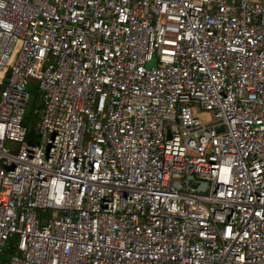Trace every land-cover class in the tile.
<instances>
[{"label": "built area", "instance_id": "1", "mask_svg": "<svg viewBox=\"0 0 264 264\" xmlns=\"http://www.w3.org/2000/svg\"><path fill=\"white\" fill-rule=\"evenodd\" d=\"M0 264H264V0H0Z\"/></svg>", "mask_w": 264, "mask_h": 264}, {"label": "rangeland", "instance_id": "2", "mask_svg": "<svg viewBox=\"0 0 264 264\" xmlns=\"http://www.w3.org/2000/svg\"><path fill=\"white\" fill-rule=\"evenodd\" d=\"M29 91L31 93V98L25 113V122L27 123L29 128H33L37 125L38 122V117L35 116V112L39 111V108L37 107V103H36L37 100L35 98L40 94L37 86V82H33L29 85ZM195 115L199 116V118L203 121H206L209 118V114L207 112H199V113L195 112ZM32 137L33 135L31 134L29 137L30 140H32Z\"/></svg>", "mask_w": 264, "mask_h": 264}, {"label": "trees", "instance_id": "3", "mask_svg": "<svg viewBox=\"0 0 264 264\" xmlns=\"http://www.w3.org/2000/svg\"><path fill=\"white\" fill-rule=\"evenodd\" d=\"M37 97L39 98L40 97V94L38 95V96H36L35 98H36V100H38L37 99ZM32 133H31V131L28 133V135H27V139H30L29 137H30V135H31ZM8 248L5 250V253L6 254H8V253H12L13 251H14V245H13V241H11V242H9V244H8Z\"/></svg>", "mask_w": 264, "mask_h": 264}, {"label": "water", "instance_id": "4", "mask_svg": "<svg viewBox=\"0 0 264 264\" xmlns=\"http://www.w3.org/2000/svg\"><path fill=\"white\" fill-rule=\"evenodd\" d=\"M36 103H37V107L39 108L40 107V104H41V101L38 99L37 101H36ZM219 130H221V129H219ZM189 178H192V176H190ZM204 186H200V187H198V190L199 191H203L204 190Z\"/></svg>", "mask_w": 264, "mask_h": 264}]
</instances>
